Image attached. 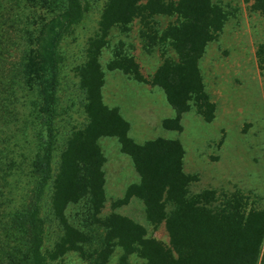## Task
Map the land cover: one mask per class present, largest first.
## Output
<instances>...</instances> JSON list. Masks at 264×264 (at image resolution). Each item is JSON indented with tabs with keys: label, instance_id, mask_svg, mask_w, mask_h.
<instances>
[{
	"label": "trees",
	"instance_id": "trees-1",
	"mask_svg": "<svg viewBox=\"0 0 264 264\" xmlns=\"http://www.w3.org/2000/svg\"><path fill=\"white\" fill-rule=\"evenodd\" d=\"M140 1L107 0L98 23L100 40L90 43L88 60L80 70L87 123L67 138L52 176L59 62L55 47L63 30L78 22L82 7L79 0H0V68L4 38L13 36L21 51L12 70H0V264H46V259L81 251L84 236L67 222L65 210L82 202L104 230L98 264L105 263L114 246L145 264H258L262 247L259 264H264V210L248 209L239 193L221 200L211 189L191 194L189 186L197 177L182 171L179 142L156 138L133 143L127 136V122L101 101L96 58L108 31L126 28L137 17L146 21L154 15L176 16L177 24L166 29L164 38L177 60L165 59L150 82L163 92L174 112L162 128L179 131L181 116L192 107L206 121L212 118L198 62L220 27L218 10L211 0H146L143 5ZM252 8L264 13V0H254ZM52 10L56 16H51ZM63 17L66 23L61 32ZM257 59L264 65V46ZM109 68L133 72L140 80L133 66L128 71L113 61ZM101 137L117 139L120 152L130 158L139 177L111 207L124 206L132 198L140 200L150 224L164 222L168 246L147 238L142 226L124 216H99L105 201L104 159L97 145ZM48 188L46 216L57 222L61 235L52 250L43 254L44 219L39 212Z\"/></svg>",
	"mask_w": 264,
	"mask_h": 264
},
{
	"label": "rangeland",
	"instance_id": "rangeland-1",
	"mask_svg": "<svg viewBox=\"0 0 264 264\" xmlns=\"http://www.w3.org/2000/svg\"><path fill=\"white\" fill-rule=\"evenodd\" d=\"M79 2L80 19L64 30L66 21L64 17L61 19L59 28L63 32L55 47L59 62L56 65L52 176L67 138L74 129L87 123L80 70L88 60L90 43L100 40L98 23L107 0ZM145 2L141 0L140 4ZM253 2L211 0L220 14V27L212 34L198 62L203 90L212 104L210 121L192 107L181 116L179 131L162 128V122L173 118L174 112L163 92L150 82L165 59L177 60L170 41L164 38L166 29L177 24L176 16L154 15L146 21L137 17L126 28H111L102 39L96 60L102 80L101 101L107 108H115L127 122V136L133 143L139 145L156 138L177 140L183 150L182 171L197 177L189 186L191 194L211 189L221 200L222 196L239 193L248 209L264 210V65H259L257 59L259 48L264 46V13L255 12ZM54 11L51 16L57 15ZM20 54L13 36L4 38L0 70H12L16 66L12 63ZM113 61L128 67V71L135 67L140 80L133 72L109 68ZM97 145L104 159L105 201L99 216L109 213L124 216L142 226L147 238L168 246L164 222L150 224L140 200L132 198L124 206L111 207L115 200L123 197L130 184L138 183L139 177L130 158L120 152L116 138L101 137ZM50 193L48 188L39 212L44 219L43 254L52 250L61 235L57 222L46 216ZM65 217L84 236L81 251L67 252L54 261L46 259V264H98L104 230L91 218L86 203L67 207ZM262 252L261 247L259 263ZM104 264L145 262L133 254L124 255L114 246Z\"/></svg>",
	"mask_w": 264,
	"mask_h": 264
}]
</instances>
